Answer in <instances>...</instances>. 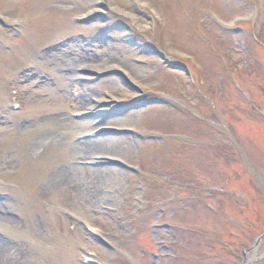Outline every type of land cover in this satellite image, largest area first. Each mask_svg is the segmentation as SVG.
<instances>
[{
	"label": "rangeland",
	"instance_id": "1",
	"mask_svg": "<svg viewBox=\"0 0 264 264\" xmlns=\"http://www.w3.org/2000/svg\"><path fill=\"white\" fill-rule=\"evenodd\" d=\"M110 1L117 7L118 14L104 15L101 23L94 22L92 26L98 29L92 34L89 24L82 26L75 21L86 14L89 0H0L3 22L0 23V114L5 119L0 123V191L9 193L7 202L0 203V236L14 237L21 249L24 245L32 248L37 254L32 264H83V260L90 257L92 264H212V261L201 263L198 259L201 254L210 253L208 241L223 245L221 240L225 234L236 230L240 233L237 240L232 237L224 240L222 264H242L245 258L248 264H264V236L253 248L258 235L264 233V223L255 235L244 237L251 214H247L244 207L245 182L249 180L253 184L254 197L264 200V185L248 174L251 168L258 179L264 180V166L257 159L261 157L259 150L264 147V107L260 113L254 107L255 103L262 104L263 95L254 93L252 102H245V105L249 103L246 111H250V116L243 118L248 122L239 125L241 134L235 131L238 129L233 130L237 137L233 138V145L240 147V153L250 155V162H244L237 149L230 145L222 152L221 144V148L214 146L212 150L222 156L218 153L212 157L225 171L220 166L214 168L204 157L202 161H195L193 169L182 158L184 149L177 143L167 142L166 136L187 133L191 139L203 136L200 129L193 128L191 118H185L189 110L184 107H196L198 101L203 103L205 113L207 104L212 101L224 103L226 92L216 87L222 85L220 81L216 84L213 76L208 78L202 73V87H199L204 97L212 100L202 102L194 83L191 90L190 81L183 73L163 69L166 67L161 60L151 55L147 47L152 43L169 60L180 62L187 55L177 54L178 43H186L188 49L183 51L192 56L207 57L215 49L227 71L239 72L241 66L255 71L259 65V71L264 74V0ZM241 16L249 18L248 25L233 26V20ZM247 36L253 41L248 42ZM80 38L96 42L90 43L99 56L86 57L82 51L85 42ZM92 60L97 61L99 67L113 62L137 80L139 87L147 92L146 99L160 105L131 111L119 125L114 120L107 121L104 125L115 124L112 128L120 126L124 132L99 136L94 139L97 143L73 149V139L81 133L78 128L82 124L73 119L72 114L79 106L85 107L96 96L110 109L122 111L138 97L135 91L120 85L121 80L116 76L101 80L89 77L88 83L78 84L83 91L76 96L77 70ZM223 77L231 97L243 102L245 89L235 83L229 73H224ZM252 86L258 87L255 83ZM263 87L264 75L261 90ZM16 92L24 109L13 114V118L9 116L10 98ZM220 108L227 111L223 105ZM210 111L208 118L212 116ZM191 115L197 118L201 113L192 109ZM235 116V113L228 116L225 122ZM100 121L98 116L86 120L89 127L85 132L89 133ZM67 123H75L76 127L70 128ZM227 126L224 128L228 129ZM220 127H216L217 130ZM208 128L210 126L207 127L210 130ZM215 133L213 138L220 141L222 136ZM243 133L250 136L249 139L256 138L255 143L251 145L246 141L248 137ZM62 136L65 141H61ZM109 138L114 139L111 148L101 147ZM207 147L209 144L202 148L204 153L211 151ZM151 153L158 159L151 161ZM96 155L122 161V166L117 162L86 166L85 161ZM175 164L177 168L194 170L191 175L196 177L182 179L181 188L176 191L188 188L198 193L203 191L206 199L217 194V207L211 215L216 219L204 218L207 214L201 207L207 205L200 199L180 198L181 202L177 199V205H188L186 210L198 201L196 210L185 212L190 219L179 217L180 207L167 206L166 201L171 202L170 196L176 193L172 191ZM211 167L216 172L214 177L209 170ZM104 168L114 169V174L95 180L94 171L100 173ZM155 173L160 178H155ZM225 174L229 183L223 179ZM224 213L232 216L233 222ZM260 214L264 217V208L262 211L260 208ZM244 215L247 218L243 219ZM239 220L244 225H238ZM158 221L167 228L154 229ZM257 222L254 220L255 226L259 225ZM190 228L202 230L201 243L197 241V232ZM184 240L190 245L185 251L194 250L192 254L196 257L188 260L187 254L181 255L178 261L164 259L174 254L168 246L171 248L178 241L181 249ZM234 241H239L240 246ZM250 248L253 250L245 256L243 250L247 252ZM179 261L182 262L177 263Z\"/></svg>",
	"mask_w": 264,
	"mask_h": 264
},
{
	"label": "bare ground",
	"instance_id": "2",
	"mask_svg": "<svg viewBox=\"0 0 264 264\" xmlns=\"http://www.w3.org/2000/svg\"><path fill=\"white\" fill-rule=\"evenodd\" d=\"M98 2V0H89V3L87 4L88 6H89V8L91 9V13L92 14H94V13H100L101 12V10H102V8H98L97 6H96V3ZM105 10H109L111 13H114L115 11H116V7H114L112 4H108V6L105 8ZM91 55H93V56H95V57H98L99 56V54H98V52H92V54ZM88 69H91V68H88ZM105 72V71H104ZM125 81V80H124ZM129 81H132L131 79H128V81L127 82H129ZM96 98V97H95ZM93 104V105H92ZM95 108V109H94ZM90 110L93 112H95V114L96 115H101V114H103L104 113V111H105V109H104V107H102V105H101V103H100V101H97V103H95V102H92L91 103V108H90ZM86 111V110H85ZM82 114V113H81ZM121 121L122 120H120V119H114V122L116 123V125H119L120 123H121ZM113 122V123H114ZM108 125H110V126H105V125H102L103 127H101V128H99V129H103L104 128V126L106 127V128H108L107 130H111V128H109V127H113L115 124H108ZM111 132V131H110ZM113 142H114V139L113 138H109V139H107V140H105L102 144H101V147H104V148H108V149H110L111 148V146H112V144H113ZM114 169H112V170H108V169H106V168H104L100 173L99 172H97V171H94V173H93V175H95L96 177H94L95 178V180L97 179H99L101 176H103L104 177V175H106V176H108V175H113L114 174V171H113ZM79 172V169L75 172V174H77ZM0 249H1V246H0ZM1 253H2V250H0V255H1ZM0 259H1V256H0ZM0 264H3L2 262H0Z\"/></svg>",
	"mask_w": 264,
	"mask_h": 264
}]
</instances>
